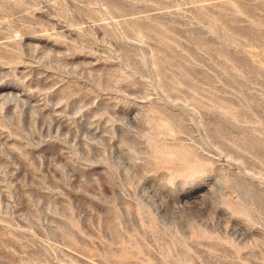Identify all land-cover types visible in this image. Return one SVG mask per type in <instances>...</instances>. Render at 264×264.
<instances>
[{"label": "rangeland", "instance_id": "1", "mask_svg": "<svg viewBox=\"0 0 264 264\" xmlns=\"http://www.w3.org/2000/svg\"><path fill=\"white\" fill-rule=\"evenodd\" d=\"M0 264H264V0H0Z\"/></svg>", "mask_w": 264, "mask_h": 264}]
</instances>
